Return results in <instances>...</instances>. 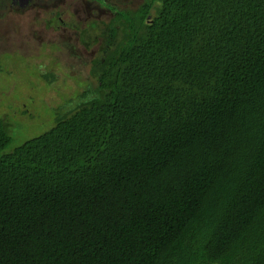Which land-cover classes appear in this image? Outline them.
<instances>
[{"label": "trees", "instance_id": "trees-1", "mask_svg": "<svg viewBox=\"0 0 264 264\" xmlns=\"http://www.w3.org/2000/svg\"><path fill=\"white\" fill-rule=\"evenodd\" d=\"M109 7L44 131L0 113V264H264V0Z\"/></svg>", "mask_w": 264, "mask_h": 264}, {"label": "rangeland", "instance_id": "rangeland-1", "mask_svg": "<svg viewBox=\"0 0 264 264\" xmlns=\"http://www.w3.org/2000/svg\"><path fill=\"white\" fill-rule=\"evenodd\" d=\"M142 2L144 0H29L25 6H12L10 0H0V113L10 115L15 123H19L17 119L28 121L22 126L27 136L44 131L45 125L37 124L34 119L37 111L40 112L38 109L47 114L51 112V108L42 104L44 92L47 101L52 103L51 96L59 101L75 89H66L64 84L75 86L72 78L91 77V62L103 43L101 38L94 43L96 32L84 33V29L96 22L109 23L115 16L109 5L130 8ZM38 64H45L62 77L59 81L63 84L61 95L53 88L46 90L53 80H46L48 84H45L34 77L39 72ZM38 80L41 84H37Z\"/></svg>", "mask_w": 264, "mask_h": 264}, {"label": "flooded vegetation", "instance_id": "flooded-vegetation-1", "mask_svg": "<svg viewBox=\"0 0 264 264\" xmlns=\"http://www.w3.org/2000/svg\"><path fill=\"white\" fill-rule=\"evenodd\" d=\"M2 1V0H1ZM4 1H9V0H4ZM31 1V0H30ZM10 2H11V4H12V6H15V5H23V6H25L24 4H25V2H29V0H10ZM10 4V5H11ZM91 9V8H90Z\"/></svg>", "mask_w": 264, "mask_h": 264}]
</instances>
